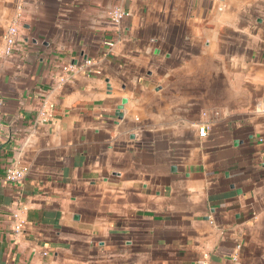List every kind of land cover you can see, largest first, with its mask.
I'll list each match as a JSON object with an SVG mask.
<instances>
[{
  "label": "crops",
  "instance_id": "0c3cea01",
  "mask_svg": "<svg viewBox=\"0 0 264 264\" xmlns=\"http://www.w3.org/2000/svg\"><path fill=\"white\" fill-rule=\"evenodd\" d=\"M18 12L0 264H264V0H0L1 46Z\"/></svg>",
  "mask_w": 264,
  "mask_h": 264
},
{
  "label": "built area",
  "instance_id": "2783aa9c",
  "mask_svg": "<svg viewBox=\"0 0 264 264\" xmlns=\"http://www.w3.org/2000/svg\"><path fill=\"white\" fill-rule=\"evenodd\" d=\"M105 15L109 19V21L113 25H119L123 19L130 15V12L123 9L120 6H113L108 8L105 11ZM21 18V12H18L16 17L8 26L4 36H3V45H0V58L3 57H11L15 51V47L18 43V34H19V20ZM105 45L108 50H112V48L116 44L115 39H105ZM84 71L87 74H98L101 72L99 67L94 66V59L91 57H85L78 64L74 63H64L60 66V70L58 74L55 76V82L57 84H63L67 81L68 77L72 75V73L77 71ZM55 104L51 101L46 95H43L41 98L40 108L38 109L37 120L38 122H42L46 119H49L54 115ZM200 136H206L207 127L200 126L199 127ZM25 176V170L19 168L15 165H9L5 168L2 174H0V185H5L7 183L20 182ZM12 217L14 219L13 229L16 233H19L23 229V221L20 219V216L17 212L12 213ZM237 249L241 247V244L238 243ZM237 253L233 255V259H237Z\"/></svg>",
  "mask_w": 264,
  "mask_h": 264
}]
</instances>
